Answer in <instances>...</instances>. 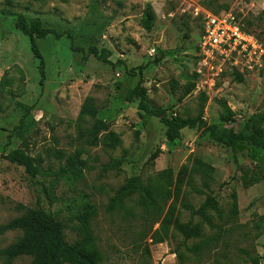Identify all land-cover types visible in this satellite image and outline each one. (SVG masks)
I'll return each instance as SVG.
<instances>
[{
  "label": "rangeland",
  "instance_id": "374dc122",
  "mask_svg": "<svg viewBox=\"0 0 264 264\" xmlns=\"http://www.w3.org/2000/svg\"><path fill=\"white\" fill-rule=\"evenodd\" d=\"M146 5L155 15L150 32L141 27ZM0 11L71 36L37 41L45 62L40 87L28 39L13 17L0 15V253L22 237L5 227L39 203L69 245L82 238L88 215L100 264H180L183 238L162 224L173 207L180 222L201 228L186 246L205 245L197 256L185 253L182 264H250L249 257L264 264V152L232 150L188 129L167 142L158 119H140L138 99L125 100L140 83L149 108L168 117L202 113L209 125L228 118L232 127L264 114V0H0ZM208 14L233 17L257 41L259 57L220 66L216 75L217 65L199 55ZM91 48L108 51L107 64L88 56ZM88 98L96 115L80 119ZM97 121L107 129L93 139ZM110 135L119 140L112 147ZM15 149L33 159L34 177L4 159ZM132 177L154 190L156 206L144 208L135 194L111 208ZM208 197L217 205L208 211L211 225L188 208L198 210ZM0 264L32 259L0 254Z\"/></svg>",
  "mask_w": 264,
  "mask_h": 264
},
{
  "label": "trees",
  "instance_id": "16d2710c",
  "mask_svg": "<svg viewBox=\"0 0 264 264\" xmlns=\"http://www.w3.org/2000/svg\"><path fill=\"white\" fill-rule=\"evenodd\" d=\"M0 15L10 16L14 18V28L26 37L29 41L30 52L38 62V70L40 75V87H43L45 81V62L38 49L37 41L53 37L55 40L62 38L71 39L68 33L57 32L43 26L39 19L27 21L22 14H11L6 11H0ZM155 15L150 7L146 5L143 11L141 27L150 32L153 28ZM81 52V51H77ZM88 56L94 57L97 61L107 64L110 57L108 51H98L94 48L89 49ZM240 78H238V81ZM138 99L139 118L145 116L158 119L164 127V136L167 142H174L181 137L184 129L201 131L207 135L212 141L226 148L235 150L239 147H248L264 152V131L261 126L264 125V114L250 117L244 123L237 126L228 127V118H225L222 124L209 125L199 113L195 118L182 119L180 117H168L166 110L151 109L147 104L146 90L138 83L133 89L128 91L125 100L130 103L132 100ZM92 100L86 99L80 113V119L84 117H94L96 112L92 108ZM227 115H231L226 111ZM107 127L102 121H97L90 136L94 139L96 135L106 131ZM110 147L118 143V137L110 135ZM4 159L11 164L24 168L25 172L34 177L37 174V167L33 159H31L22 149H15L8 152ZM72 166L74 161L70 162ZM119 162L115 163V167L119 166ZM187 175L186 167L181 169L177 179V184L184 182ZM138 195L140 202L144 208L156 206V195L150 187H144L138 177H132L118 189L115 197L111 201V208L120 205L125 199ZM191 210L193 216H197L208 225H211V219L208 211H216V201L210 197L199 207L198 210ZM162 224L165 228L172 227L176 233L183 238L184 252L175 251L180 264L186 258V254L197 256L204 249V244L186 246V242L199 239L202 236L201 228L193 225L191 221L188 223L180 222L176 215V211L171 207ZM7 230L20 231L22 237L5 250L1 251V255L16 259L20 257H30L32 264H100L101 255L94 246V240L88 227V215L82 221V238L79 241L69 245L65 242L62 225L49 213L45 212L37 203L36 209H26L24 213L17 219L11 221L6 227ZM250 264H259V258H250Z\"/></svg>",
  "mask_w": 264,
  "mask_h": 264
},
{
  "label": "built area",
  "instance_id": "2783aa9c",
  "mask_svg": "<svg viewBox=\"0 0 264 264\" xmlns=\"http://www.w3.org/2000/svg\"><path fill=\"white\" fill-rule=\"evenodd\" d=\"M198 47L201 61L204 64L211 62V66L213 63L217 65L216 75L222 71L220 66L229 64L238 68L242 65L238 63L246 62L247 57H259L261 53L257 41L248 33H244L231 16L206 15L202 23Z\"/></svg>",
  "mask_w": 264,
  "mask_h": 264
}]
</instances>
